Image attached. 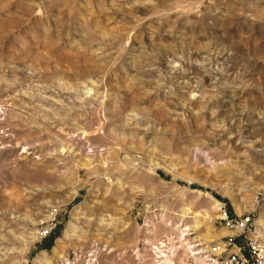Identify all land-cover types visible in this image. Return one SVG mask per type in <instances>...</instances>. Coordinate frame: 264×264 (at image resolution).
I'll list each match as a JSON object with an SVG mask.
<instances>
[{
  "label": "rangeland",
  "instance_id": "obj_1",
  "mask_svg": "<svg viewBox=\"0 0 264 264\" xmlns=\"http://www.w3.org/2000/svg\"><path fill=\"white\" fill-rule=\"evenodd\" d=\"M220 206L264 245V0H0V264L221 262Z\"/></svg>",
  "mask_w": 264,
  "mask_h": 264
},
{
  "label": "built area",
  "instance_id": "obj_2",
  "mask_svg": "<svg viewBox=\"0 0 264 264\" xmlns=\"http://www.w3.org/2000/svg\"><path fill=\"white\" fill-rule=\"evenodd\" d=\"M220 220L225 223L226 229L233 233L231 237L225 242L222 254L224 258L221 262L209 259L211 264H264V245L257 237L251 234L253 227V220L248 213L245 217L232 218L227 212L225 206L219 207ZM43 228H40L42 230ZM42 235L43 232L39 231ZM42 236H46L44 233ZM236 238L243 239L242 243H237ZM191 245V244H190ZM189 250L195 251V247L191 245ZM201 256V255H200ZM214 262V263H213Z\"/></svg>",
  "mask_w": 264,
  "mask_h": 264
},
{
  "label": "bare ground",
  "instance_id": "obj_3",
  "mask_svg": "<svg viewBox=\"0 0 264 264\" xmlns=\"http://www.w3.org/2000/svg\"><path fill=\"white\" fill-rule=\"evenodd\" d=\"M173 228V227H172ZM172 228H170V229H172ZM172 230H174V231H176V232H178L179 233V243L181 244V246H182V248H184L185 249V251H186V253H184L185 254V258L186 259H189V258H191V259H193L194 260V262H196L197 264H211L210 263V261H209V259L207 258V257H203L202 259H201V257H199L200 255H202V254H204V253H201V252H191L189 249H190V247H187L188 245H190L191 243H188V242H186L185 243V239H184V237L186 236L184 233H186L187 231H190V228L189 227H186L185 229H183L182 231H181V228H173ZM227 236H229V235H225V234H221V237H227ZM262 236V235H261ZM231 237V236H230ZM170 241V244H172V245H174V243H173V240H169ZM165 246H164V244L162 243L161 244V247H157V255H158V258H161L162 257V259H164L165 260V264H174L173 262H172V260L170 259V255L168 256L166 253H164V250H162L161 248H164ZM192 247V246H191ZM193 247H195V246H193ZM181 248V249H182ZM171 249H175V251L177 250L176 249V246H175V248H174V246H173V248H170V250ZM170 250L168 251V254L169 253H171L170 252ZM217 251H223V246H220V247H218L217 249H216ZM174 251V252H175ZM183 264H186L184 261L182 262ZM214 263V262H213Z\"/></svg>",
  "mask_w": 264,
  "mask_h": 264
}]
</instances>
